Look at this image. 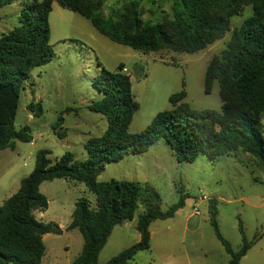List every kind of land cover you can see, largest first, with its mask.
Returning a JSON list of instances; mask_svg holds the SVG:
<instances>
[{
    "label": "trees",
    "instance_id": "trees-1",
    "mask_svg": "<svg viewBox=\"0 0 264 264\" xmlns=\"http://www.w3.org/2000/svg\"><path fill=\"white\" fill-rule=\"evenodd\" d=\"M14 2L23 6L20 24L0 36L1 150H15L18 141H33L30 126L17 130L14 123L21 89L29 74L54 57L49 22L54 3L89 21L102 36L143 54L163 50L198 53L224 39L231 32V20L242 15L246 7L252 8V15L232 31L225 49L211 59L205 71L204 92L210 94L218 82L221 111L192 109L182 90L170 96V110L158 113L142 132L131 134L129 128L140 108L132 93L131 77L123 72V64L111 72L99 63L102 69L94 86L104 96L90 109L106 116L108 131L91 143L89 157L83 162L75 160L70 152L54 162L50 151L37 153L32 173L0 205V264H42L46 254L44 236L62 234L56 223L40 222L34 215L49 205L41 185L56 179L85 183L97 199L95 208L87 199L75 205L68 230L78 229L84 244L72 264H99V255L115 227L133 221L140 207V241L106 264H130L138 253L149 251L151 224L174 218L189 194L181 188L178 201L163 211L161 196L149 183L114 179L100 182L98 177L107 165L145 153L160 140L175 153L179 163H193L201 157L217 162L242 151L253 158L264 175V0H175L173 18L159 23L144 21L135 1L117 17L103 16L104 0H0V8ZM29 109L39 115L42 105L31 103ZM209 214L217 239L231 257L229 264H240L263 238L264 234L256 232L248 240L240 221L243 245L235 251L220 231L214 201L209 204Z\"/></svg>",
    "mask_w": 264,
    "mask_h": 264
},
{
    "label": "rangeland",
    "instance_id": "rangeland-1",
    "mask_svg": "<svg viewBox=\"0 0 264 264\" xmlns=\"http://www.w3.org/2000/svg\"><path fill=\"white\" fill-rule=\"evenodd\" d=\"M132 1L139 4L146 22L173 18L175 0H104L103 16L117 17ZM22 7L20 2H14L0 8V36L20 24ZM251 15L252 8L248 6L242 15L231 20V32L224 39L198 53L163 50L143 54L109 40L89 21L55 4L49 17L54 57L29 74L21 89L14 123L17 130L30 126L33 141H18L15 150L0 149V205L32 173L38 152L50 151L53 162L70 152L75 160L83 162L89 157L91 143L106 134V116L90 109L104 96L94 86L102 69L99 63L111 72L123 64V72L131 77L132 93L140 105L129 128L131 134L142 132L158 113L170 110V96L182 90L192 109L221 111L218 82L210 94L204 92L205 71L211 59L225 49L232 31ZM31 103L42 105L39 115L29 109ZM262 131L264 134V120ZM113 179L149 183L159 192L163 211L178 201L181 188L189 194L185 206L173 219L152 224L153 248L138 253L131 264H196L200 258L204 259L198 250L202 244L191 235L184 236L186 218L202 196L215 202L220 231L234 250L241 243L240 221L248 239H253L256 232L264 234V206L260 207L264 203V175L253 158L242 151L217 162L201 157L193 163H179L175 153L160 140L145 153L107 165L98 177L100 182ZM40 191L49 205L45 211L34 212L36 219L56 223L63 229L60 235L44 236L46 257L42 264H72L84 244L78 229L68 230L75 205L87 199L95 208L96 195L85 183L66 179L44 182ZM206 201L208 205L212 202ZM199 208L201 242L207 248L214 242L222 246L210 224L206 203ZM142 212L140 207L135 219ZM138 238L139 232L130 222L118 225L99 255V264H106L136 244ZM259 246L264 249V235Z\"/></svg>",
    "mask_w": 264,
    "mask_h": 264
},
{
    "label": "crops",
    "instance_id": "crops-1",
    "mask_svg": "<svg viewBox=\"0 0 264 264\" xmlns=\"http://www.w3.org/2000/svg\"><path fill=\"white\" fill-rule=\"evenodd\" d=\"M55 4H57V3H54L53 6ZM209 199H210V201H212L211 198H209ZM203 203H206V207L208 209V214H209V205H208V202L207 201H200V202H198V199H197L194 206H197L198 207V210L195 211V207H193V211L190 212L189 215L187 216L186 223H185V233H184V236L187 238L188 235H191L192 237H195L196 242L198 241V242H200L202 244L201 247H198V250L201 251V255L204 257V259L203 258L202 259L200 258L199 260L196 261V264H229L231 257L227 253V251L225 250V248L223 247L222 244H221L222 246H219V244H216L214 242L212 244V246H210V247L207 248L206 247V244H203L201 242V241H203V237L198 232V230L200 228V224H201V219L199 218V215H200V208L199 207ZM261 206H264V203L262 205H260V207ZM209 216H210V214H209ZM155 222H157V221H155ZM130 223L132 225H134V227H136V229H137V224H136L137 223V219H134L133 221H130ZM152 224H151V226H152ZM151 226H150V231H151V249H152L153 248V245H154L155 236H154L153 231L151 230ZM62 231H63V229H62ZM140 239H141V237H140V234H139V238L136 241V243L139 242ZM248 240H250V239H248ZM259 241L249 250V252L247 253V255L242 258L240 264H264V249H262L259 246ZM242 245H243V241H242V236H241V243H240V247L238 248V250L241 248ZM45 257H46V254H45L44 258Z\"/></svg>",
    "mask_w": 264,
    "mask_h": 264
},
{
    "label": "built area",
    "instance_id": "built-area-1",
    "mask_svg": "<svg viewBox=\"0 0 264 264\" xmlns=\"http://www.w3.org/2000/svg\"><path fill=\"white\" fill-rule=\"evenodd\" d=\"M209 198H207L206 196H202V198H200V201H206V200H208ZM198 210V207L197 206H195V211H197Z\"/></svg>",
    "mask_w": 264,
    "mask_h": 264
}]
</instances>
